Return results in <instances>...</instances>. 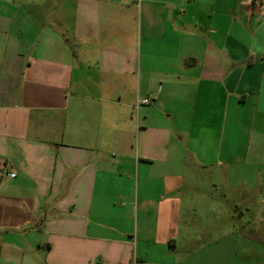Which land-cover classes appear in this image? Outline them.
Masks as SVG:
<instances>
[{
    "label": "crops",
    "instance_id": "obj_1",
    "mask_svg": "<svg viewBox=\"0 0 264 264\" xmlns=\"http://www.w3.org/2000/svg\"><path fill=\"white\" fill-rule=\"evenodd\" d=\"M260 12L0 0V264H235V239L264 255V197L235 225L250 169L264 180ZM218 206L229 226L203 228Z\"/></svg>",
    "mask_w": 264,
    "mask_h": 264
},
{
    "label": "rangeland",
    "instance_id": "obj_2",
    "mask_svg": "<svg viewBox=\"0 0 264 264\" xmlns=\"http://www.w3.org/2000/svg\"><path fill=\"white\" fill-rule=\"evenodd\" d=\"M210 176L209 175H204L203 178H209ZM249 179H250V185L249 186H253L255 187L254 190L251 191L250 193V203H251V208L255 211H253V213L247 215L246 212H245V216L244 217H241L240 216V212L243 210V207L240 206L239 208V211L237 212V220L235 221V225L238 227V226H242V225H246L248 223L247 220H249V222L251 223L250 225L251 226H257L258 224L255 223V215L257 214L258 212V207L259 205L258 204V199L259 197L263 198L264 197V191H262V188H264V180L262 178V175H259L258 174V171H256L255 169H250V172H249ZM205 184L203 186H211V183L210 182H204ZM220 186H226L225 184H221ZM257 188V189H256ZM227 195H228V198L230 197L229 196V191L227 192ZM230 198H232V200L234 201V203H239L240 205L242 204V200L241 198H239L237 196V193L234 192L233 196H231ZM218 199H219V202H221V193L218 192ZM202 210L200 211V215L201 217L203 218V222H202V227H206V226H210L212 228L214 227H218L219 231L222 229H220V227H224L225 225H228L229 226V222L228 223H225L224 222V219H225V215L226 216H229V213L227 211V207H223L221 208V206H218V210L219 212L217 211L216 213H212L209 211V209L207 207H202L201 208ZM220 210H223V213H220L221 211ZM224 215V217H223ZM221 216V218H220ZM249 218H248V217ZM238 217H240L238 219ZM248 218V219H247ZM215 219H217V221H215ZM241 219V220H240ZM215 221V222H214ZM242 221V222H241ZM262 230V231H261ZM260 232H264V225H261L260 227ZM262 238V234L260 235V239ZM263 238H264V235H263ZM264 240V239H263ZM258 242V240H257ZM240 243H238V240L235 239V256H234V259H235V264H246V261H247V256H242L239 253L236 252V250L238 248H240ZM256 248L259 247L255 245ZM260 251H262V249H260ZM248 260H249V263L250 264H264V255L261 254V252L259 254H253V255H250L248 257ZM243 262V263H242Z\"/></svg>",
    "mask_w": 264,
    "mask_h": 264
},
{
    "label": "built area",
    "instance_id": "obj_3",
    "mask_svg": "<svg viewBox=\"0 0 264 264\" xmlns=\"http://www.w3.org/2000/svg\"><path fill=\"white\" fill-rule=\"evenodd\" d=\"M246 1H252V0H246ZM260 6H261L260 15L264 19V0H260ZM150 102H151L150 99H144V100L138 101L136 107L138 108L140 106V104H149Z\"/></svg>",
    "mask_w": 264,
    "mask_h": 264
}]
</instances>
